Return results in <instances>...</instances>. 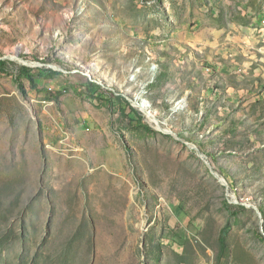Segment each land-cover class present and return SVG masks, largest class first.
<instances>
[{
  "label": "rangeland",
  "instance_id": "obj_1",
  "mask_svg": "<svg viewBox=\"0 0 264 264\" xmlns=\"http://www.w3.org/2000/svg\"><path fill=\"white\" fill-rule=\"evenodd\" d=\"M0 59V264H264V0H0Z\"/></svg>",
  "mask_w": 264,
  "mask_h": 264
},
{
  "label": "trees",
  "instance_id": "obj_2",
  "mask_svg": "<svg viewBox=\"0 0 264 264\" xmlns=\"http://www.w3.org/2000/svg\"><path fill=\"white\" fill-rule=\"evenodd\" d=\"M7 63H8V60L0 59V69H1V72H2V73H5L3 67H4L5 65H7ZM49 70L52 71V69H49ZM29 71H30V68H29L28 66H23V68H22V72H23L24 74H26L28 77L31 78L32 76H31V74H30ZM42 71H44V70H42ZM90 84H91V86L94 87V89L92 90L93 92H95V91H100V86H99L97 83L91 81ZM93 92H91V93H93ZM77 93H78L79 95H85V92H83L82 90H81V91L78 90ZM99 95H102V93H100ZM131 110L133 111L134 114H136V115L139 116V112H138L134 107H132ZM139 117H140V116H139Z\"/></svg>",
  "mask_w": 264,
  "mask_h": 264
},
{
  "label": "bare ground",
  "instance_id": "obj_3",
  "mask_svg": "<svg viewBox=\"0 0 264 264\" xmlns=\"http://www.w3.org/2000/svg\"><path fill=\"white\" fill-rule=\"evenodd\" d=\"M142 107H143V106H142ZM147 107H148V105H144V109L148 110ZM148 115H149V119H150L152 122H157V123H158V120L155 119V117H154L152 114L148 113Z\"/></svg>",
  "mask_w": 264,
  "mask_h": 264
}]
</instances>
